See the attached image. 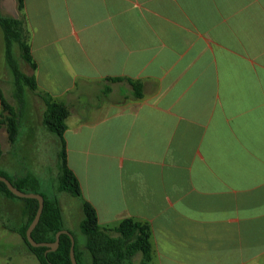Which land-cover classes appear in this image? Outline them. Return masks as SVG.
I'll use <instances>...</instances> for the list:
<instances>
[{"label": "crops", "instance_id": "crops-1", "mask_svg": "<svg viewBox=\"0 0 264 264\" xmlns=\"http://www.w3.org/2000/svg\"><path fill=\"white\" fill-rule=\"evenodd\" d=\"M0 8L24 19L37 92L69 109L68 165L102 228L148 224L149 264H264V0ZM33 106L13 148L52 153L43 170L56 185L60 144ZM11 152L0 170L15 176ZM16 255L0 252V264H39Z\"/></svg>", "mask_w": 264, "mask_h": 264}, {"label": "trees", "instance_id": "trees-1", "mask_svg": "<svg viewBox=\"0 0 264 264\" xmlns=\"http://www.w3.org/2000/svg\"><path fill=\"white\" fill-rule=\"evenodd\" d=\"M16 2L18 11L22 13L25 9V0H16ZM0 27L4 34L5 61L13 75L14 97L17 103L16 107L11 105L0 90L2 107L0 129L5 126L8 141L15 147L21 133L22 110L27 105L28 94H37L46 105L43 125L57 137L60 144V173L57 181V192L79 198L82 196L81 185L74 172L69 168L67 159L65 132L67 130L66 121L70 114L69 109L65 103L37 92L38 84L34 74L37 70V63L32 56L24 19L5 16L0 8ZM20 60L30 67L31 75L23 72ZM129 82L134 88V96L140 98L142 85ZM1 159L2 150L0 147V161ZM0 175L6 177L17 189L23 192L41 194L44 197V210L39 224L32 233V237L37 243H55L57 234L63 230H68L75 238V256L78 264H135V259L138 256L141 257V264L151 262V229L148 224L127 218L122 220L114 229L102 228L99 225L95 208L90 203L85 202L82 206L84 217L80 229L86 238V242L84 247L80 248L75 235L66 226L60 200L56 195L49 197L34 188L28 192L26 189L30 182L34 184L36 182L32 181L29 175L23 177L10 176L2 170H0ZM0 196L23 202V219L15 231L22 237L28 251L36 257L39 264H72L70 257L72 243L68 235L62 234L58 249L49 253H47L48 248H34L28 242L26 233L37 214L39 208L37 200L16 197L3 182H0Z\"/></svg>", "mask_w": 264, "mask_h": 264}, {"label": "rangeland", "instance_id": "rangeland-1", "mask_svg": "<svg viewBox=\"0 0 264 264\" xmlns=\"http://www.w3.org/2000/svg\"><path fill=\"white\" fill-rule=\"evenodd\" d=\"M20 65L24 73L31 75L32 70L30 67L20 60ZM14 79L11 70L5 61V41L4 34L0 27V90L3 92L7 101L16 107V99L14 97ZM34 105L37 114V121L40 123L44 118V109L46 105L43 100L37 96V94H28L27 106ZM46 110V109H45ZM22 125L26 132L29 131L30 125H28L26 120V112L22 113ZM2 131V152L3 158L6 159L10 155L9 151L12 150L11 156L16 164L15 174L18 176L29 175L32 181H36L35 184L30 182L26 190L31 192L34 188L40 190L45 195L50 194H61L57 192L58 182L55 183L49 181L48 172L43 170L46 159L52 157V153L47 157L45 151L41 147L24 149V148H13L10 142H5L3 139V134L7 133L5 126L1 127ZM8 139V137H7ZM52 196V195H51ZM61 207L64 213L67 228L75 235L76 240L80 248H83L86 242V238L83 235L80 224L83 220V209L82 203L79 198L72 197L65 194L60 197ZM22 207L23 202L21 200H12L0 196V252H11L15 254L18 253H29L26 244L24 243L22 237L16 233L20 221L22 218ZM13 232V233H12ZM5 237H7V243H5ZM18 262V263H17ZM15 261V263H21L20 260ZM24 263V261H22Z\"/></svg>", "mask_w": 264, "mask_h": 264}, {"label": "water", "instance_id": "water-1", "mask_svg": "<svg viewBox=\"0 0 264 264\" xmlns=\"http://www.w3.org/2000/svg\"><path fill=\"white\" fill-rule=\"evenodd\" d=\"M0 182H3L8 190L15 195L18 198L21 199H35L39 202V208L37 211V214L33 220V222L31 223V225L29 226L28 230H27V240L28 242L31 244L32 247L34 248H42V247H46L49 250L47 251V253L49 252H53L56 251L59 247V243H60V237L62 234L68 235L71 239V251H70V257H71V261L72 264H78L77 260H76V256H75V238L74 236L68 231V230H63L61 232H59L56 236V241L55 243H37L33 237H32V233L35 230V228L37 227V225L40 222L43 210H44V202L45 199L41 194H36V193H26L23 192L19 189H17L6 177L1 176L0 175Z\"/></svg>", "mask_w": 264, "mask_h": 264}]
</instances>
